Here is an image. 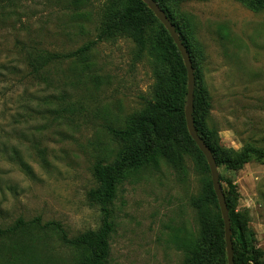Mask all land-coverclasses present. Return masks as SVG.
<instances>
[{"label": "rangeland", "instance_id": "374dc122", "mask_svg": "<svg viewBox=\"0 0 264 264\" xmlns=\"http://www.w3.org/2000/svg\"><path fill=\"white\" fill-rule=\"evenodd\" d=\"M115 9V0H0V138L8 156L0 154L1 227L40 217L59 223L70 239L101 226L100 207L88 193L98 186L94 165L113 162L124 147L111 129L149 113L157 99L152 57L146 51L136 59L133 39L119 35L95 44L85 62L53 65L47 86L27 75L19 51L22 42L75 50L97 38ZM176 12L193 16L212 104L207 120L220 146L264 148V7L181 0ZM218 170L223 188L228 180L236 185L237 211L247 213L248 238L264 264V160ZM201 180L199 162L186 153L130 170L111 202L108 264H184L177 238L197 228L192 202ZM82 256L56 226L0 236V264H78Z\"/></svg>", "mask_w": 264, "mask_h": 264}, {"label": "trees", "instance_id": "16d2710c", "mask_svg": "<svg viewBox=\"0 0 264 264\" xmlns=\"http://www.w3.org/2000/svg\"><path fill=\"white\" fill-rule=\"evenodd\" d=\"M81 0H74L77 3ZM175 26L191 56L195 72L194 119L198 132L211 148L218 167L238 170L252 160H264V148L251 144L235 151L220 146L215 130L207 117L211 110V98L205 87V72L202 67L203 50L195 42L193 16L179 18L176 5L181 0H155ZM254 10L264 7V0H241ZM116 9L101 28L97 38L68 52L51 51L36 44L21 43L20 54L29 69L28 76L37 83L52 85L51 67L62 62H85L95 44L119 35L130 36L136 44V59L148 51L152 57L156 77L157 99L148 104L149 113L133 117L125 128L111 129L115 139L124 144L113 162L99 159L94 165V177L98 186L90 190L89 197L96 202L102 214V224L96 230H88L74 238L67 236L59 223L41 222L40 217L30 222L19 218L7 228L0 226V236L29 229L40 230L56 226L63 240L76 244L83 250L78 264H108L110 236L114 231L111 202L117 185L130 171L168 155L186 153L200 164L202 170L201 192L193 200L197 211V228L189 235L178 236V247L185 252L184 264H228L225 239V224L216 196L211 171L205 155L191 137L185 115L188 92V74L183 57L169 31L143 0H115ZM14 66L13 72L19 70ZM13 159H20L19 152L12 148ZM0 154L7 156L6 140L0 138ZM8 157V156H7ZM220 175V180L223 181ZM224 189L229 208L235 264H259L260 250L249 240L247 213L237 211L239 192L228 180Z\"/></svg>", "mask_w": 264, "mask_h": 264}, {"label": "water", "instance_id": "95a60500", "mask_svg": "<svg viewBox=\"0 0 264 264\" xmlns=\"http://www.w3.org/2000/svg\"><path fill=\"white\" fill-rule=\"evenodd\" d=\"M149 6V8L155 13L157 18L163 23L166 29L169 31L171 37L173 38L175 44L177 45L188 74V92H187V99L185 104V115L189 133L191 137L194 139L193 141L196 142L199 149L203 152L208 162L212 182L214 186V190L216 196L219 201V206L222 212L224 224H225V239H226V248H227V255H228V264H235L234 263V246H233V239H232V230H231V223H230V215H229V208L226 201V197L224 196V190L220 180V174L218 170V164L216 158L211 150V148L206 144L200 133L198 132L195 124L194 119V91H195V72L192 63L191 56L185 46L182 38L180 37L179 33L177 32L175 26L169 19L168 15L164 12V10L156 3L155 0H143Z\"/></svg>", "mask_w": 264, "mask_h": 264}]
</instances>
